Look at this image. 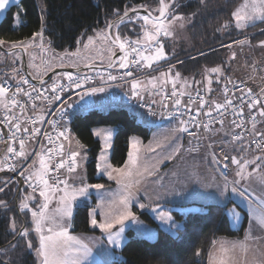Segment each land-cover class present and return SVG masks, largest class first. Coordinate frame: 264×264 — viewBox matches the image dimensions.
I'll return each instance as SVG.
<instances>
[{"label":"trees","instance_id":"trees-1","mask_svg":"<svg viewBox=\"0 0 264 264\" xmlns=\"http://www.w3.org/2000/svg\"><path fill=\"white\" fill-rule=\"evenodd\" d=\"M243 1L166 0V3H170L167 19L172 20L174 16L182 17L180 20L187 25L186 33L190 43L189 49L176 52L177 55L174 60L177 65L174 73L179 72L180 80L182 81L187 78L198 81L199 85L194 86L188 93L202 92L207 99L215 102V105L220 103L221 90L229 83H243L248 85L253 92L259 93L254 85L245 82L246 67L244 64L251 65L255 57L257 59L262 58L261 54L264 51L256 53L253 50L258 47L257 44L264 41V22L254 23V25L244 31L238 29L235 26L232 14L238 6L242 5ZM137 8H143L156 16L158 11L155 12V9H158V2L157 0H20L18 7L10 6L0 20V39L6 41L1 46L5 50H11L13 48L7 49L6 47H12L13 42L27 41L36 36L37 33H42V38L41 36L40 38L43 46L49 47L57 53L71 52L76 49L79 43L82 44L84 42H80L79 38L86 40L92 37L96 31L106 32L107 26L122 16L125 10L129 12ZM117 33L122 39L126 38L130 41L139 39L142 33L140 21L133 18L126 19L112 28L111 34L113 38ZM162 38L161 36L160 39ZM240 41H243L244 47L240 50L239 55V50L236 54L232 52V47L235 46L234 44L240 43ZM162 42L165 43L164 39ZM114 51H116L115 48ZM234 55L235 57L231 58ZM212 68H220L221 71L220 73L210 72L209 80L214 81V83L212 82V85L209 86L210 88H207L203 86L202 71ZM15 69L18 70H15L17 74L7 78L13 82L24 76L21 64L15 66ZM247 69L249 70V68ZM124 70L134 72V67L122 69L116 63L109 71L95 70L81 74L94 72L109 74ZM142 70L144 73V67H142ZM219 74L223 77L221 78ZM65 75V78L75 76ZM140 75L141 72H134L132 77ZM15 76L16 78H14ZM32 77L36 80L39 79L33 75ZM236 77L238 79H235ZM127 79L117 82L101 81L92 87L103 84L119 85ZM260 105L259 93L258 103L252 108H246L243 111L244 114L248 115L256 113L257 120L255 124L260 117L259 111L260 109L262 110ZM38 108L41 107L36 105L27 114L23 115L21 120L23 125L25 116L36 117L35 111ZM8 117L11 118L12 116L8 114ZM95 127L116 129L110 157V164L115 168H121L124 165L130 138L135 136L143 142H147L150 138L151 130L137 124L135 117L128 110L121 108L113 109L107 113L95 111L85 114H74L69 117L65 127L66 131H70V138L67 141L73 140L76 143L78 141L80 145H83L88 157L86 164L88 183L109 186L111 183H108L106 179L96 177V157L100 151V144L93 137L92 131ZM256 127L257 125L251 127L252 135L264 139V136L256 131ZM233 129L234 127L226 122L214 132L215 134L230 133L232 141L240 142L248 139L250 142L249 138H245L246 136H243L241 140H233ZM32 143L34 142L26 144V147ZM43 145L46 150L48 147L45 140H43ZM4 151L3 148L1 152ZM256 152L264 153V150H256ZM16 174L20 175V172H17V167ZM26 176L25 172L24 176L20 175V177ZM17 179L19 178L17 177L13 180L5 170L0 173V189H3L0 191V201L3 202V204H0V264H36L37 242L31 231L28 219L24 216L25 213L19 211L17 205L23 192L36 196L39 191L33 192L32 187V191L26 189L23 183L21 184V191H18L19 180ZM191 205L202 206L199 204H188V206ZM93 206L94 199L92 198V202L89 205H77L72 209L71 234H97L96 231L90 230L89 227V210H92ZM203 208H205L203 213L184 215L174 212L175 220L181 224L175 235L161 230L147 213H141L133 209V214L137 216V219L139 218L140 221L157 230L156 239L153 242H149L135 238L133 231L129 230L126 233V243L120 251L121 261L116 260L108 264H207L210 250L216 240L220 238L240 240L243 238L246 218H244L240 229L232 230L225 214L226 207L211 204ZM13 222L15 223V231L12 230ZM25 229L28 230L27 237L20 234ZM29 241L32 243V248L28 247Z\"/></svg>","mask_w":264,"mask_h":264},{"label":"rangeland","instance_id":"rangeland-1","mask_svg":"<svg viewBox=\"0 0 264 264\" xmlns=\"http://www.w3.org/2000/svg\"><path fill=\"white\" fill-rule=\"evenodd\" d=\"M19 3L20 0H10V3L6 6V9L3 12H0V20L3 18L6 10L10 6L14 5L18 7ZM246 3L249 5L247 11H251L253 0L243 1L242 5L238 6L234 11L241 8ZM256 3L259 4L260 0H256ZM156 11L157 9H155V12ZM137 17L138 15H134L130 18L136 20ZM139 21L142 29L144 22L142 20ZM167 21L171 20L166 19V22ZM234 22L236 26L235 19ZM259 22L261 21H255V23ZM252 25H254V23H249L248 26L238 29L244 31ZM186 28L187 25L184 21L180 19L175 20L170 28L171 35L168 37L162 36L163 38L160 39L167 58L153 64L151 68L144 67L145 73H151L152 77H149L150 80L157 78L156 87H173L171 82H163L165 78L161 74L169 73V70H171L170 75L174 77V71L177 65L176 61L174 60L175 56L177 55L176 52L179 50H187L190 47ZM105 36L106 32L96 31L91 38V44H89V38L86 40L79 38L80 42H84L82 44L79 43L76 49L71 52L65 51L63 53H57L49 47L43 46L39 35L35 36V40L31 38L27 41H24L25 45L19 48L25 50L26 52V63L29 72L34 77L38 78V75L43 73L46 76L52 70L57 68L77 69L74 67L76 64L87 61L91 64H106L109 56H111L110 52L108 51L111 45H109L110 43L108 39H104ZM142 37L143 29L139 39ZM163 39L165 43L162 42ZM85 45H87V47H85ZM234 45L235 46L232 47V52L237 54V51L239 50L240 55V50H242L241 45L244 44L241 43L239 45V43H237ZM6 48L10 49L12 47ZM111 49L114 52V48L111 47ZM72 53H75V55H71ZM145 54L150 55L151 53L146 52ZM234 57L235 55L231 58ZM21 59L22 55L19 52L6 55L0 51V82L5 78H10V76L13 74H17L15 70H18L15 69V66L21 64ZM117 61H119V59ZM262 75L264 76V71L262 72ZM65 76V74H55L45 86H49L53 82L57 81V79L61 77L64 78ZM245 82L250 83L249 81ZM139 90H141V88ZM145 100L148 101L147 98H145ZM261 102L262 106L264 107V93L263 98L260 97V103ZM125 109L135 117L137 124L151 130L150 138L147 142H143L135 136L130 138L127 158L124 165L129 160L130 152L139 157L135 168L132 169L133 175L121 177L118 173L112 172V175L115 178L110 180L108 178L107 172H111L112 169L105 168V165L110 164L111 151L116 129L111 127H95L93 129V137L100 144V151L96 157V177L99 178L101 175H103L102 177L108 180V182H116L117 185L113 188H101L99 190L93 188L91 190L92 193L97 194L94 196L97 200H100V196H103L104 199L107 200V204L109 206L108 207L106 204L103 205L101 202H99L95 211L89 210V227L90 230L96 231L97 234L75 235L70 233L71 226L68 228L70 235L77 237L90 249V255L87 257L84 264H108L116 260L121 261L120 251L126 243V233L129 230L133 231L135 238L147 240L149 242H153L156 239L157 230L154 227H151L140 221L139 218L137 219V216H135L136 222L127 221L125 223L123 226L124 231L119 237L118 244L110 243L107 233L102 232L99 227H93L91 225V220L93 218H95L99 224L103 223L109 218V213L114 215L118 210L113 211L112 208L117 204L120 208L119 201L125 196H128L129 198V207L131 211V208L138 204L137 207L139 210H141V213H147L161 230L172 235H175L176 230L181 227V224L176 221L173 216L174 212L183 213L184 215L203 213L205 212V208L203 207L207 204H219L220 206L226 207L225 214L227 216L230 229H240L244 222V218H246L244 236L240 240L226 238H220L216 240V243L214 242L207 258V264H219L220 261H224L225 264H264V227H261L259 223V221L264 220V153H258L252 147L247 148L243 153L246 155V157L250 156L253 158L246 161L243 159L240 160V158H238L240 154L236 150L235 152L230 153L229 164L231 166L227 167V163H225V161L222 159L223 156H220L217 153L219 145L215 142L214 138L207 141L202 135L189 136L193 130L185 123L181 124V122L178 121L156 122L147 119L140 112L132 111L128 108ZM109 111H111L109 108H105L100 112L107 113ZM259 112H261V109ZM181 127H187L188 131H178V129ZM97 132H100L101 134L96 135ZM108 132L111 133V138L108 141L111 146L106 149L104 136L105 133ZM211 134H213L214 137L219 135L215 134V132ZM183 138H186L185 143L183 142ZM134 142H138L135 144V147L133 146ZM73 146V151H78L80 155L77 156V162L79 166L74 172L77 178L70 181L73 186L70 188L69 192H71L72 189H78L84 184H89L86 176V164L88 161L87 153L84 148L79 147L76 149V144H73ZM137 149H139V152H137ZM102 153L105 156L104 160H101ZM184 154L192 157V161L196 162V165L199 166V168L196 167L190 170L191 175H196L200 173L201 170H208L209 173L212 174L211 172L214 169L213 172L226 182L224 183L212 175V178L217 180L219 187L224 189V198L211 197L203 194L198 195L199 190L194 185V190L190 188L183 190L189 194H195L194 196H190L185 203L195 202L204 204L202 205L203 207L198 205H186L183 208H178L172 205L174 204V200L171 198H166L168 188L165 186V175H168L170 171L179 174L180 167L175 169L176 163L180 165V160L186 161L188 159V157H186ZM233 158L239 161V163H233ZM36 164L38 169V156L36 159ZM211 164H213L212 170ZM124 165L121 168H123ZM223 166H225L224 174H222L219 169V167L221 168ZM112 168L115 167L112 166ZM242 168V175H237V173L240 172ZM0 172L2 173L3 171ZM118 180L120 181L119 183ZM136 183L138 185H135ZM233 189H235V191H233ZM92 193L88 192V195L86 194L85 196H78L73 203L72 209L77 205L84 206L88 200V196H93ZM129 193H131L130 196L128 195ZM61 195H63V193H57L55 198L52 199L48 210L49 216L56 215V208L58 206L57 202ZM27 197L33 198L26 199ZM22 201L26 202L29 205V208L34 211H39L40 205L44 202L43 198L39 194L35 196L31 193L23 192L20 195L19 203L17 205L19 211H21L20 203ZM140 203L145 205V207L141 208ZM229 203L231 204L227 206ZM88 204H90V202H88ZM153 209H155V211H153ZM21 212L25 213L24 216H26L28 219V222L31 226V231L37 242L38 249L39 238L38 234L33 230L34 223L31 212L27 209ZM160 213H165L171 216V221L168 223L162 222L159 217ZM48 223L50 224V221ZM63 224L71 225V219L69 220L68 218H65L63 220ZM120 227V225H116L112 229V232L116 233L119 231ZM44 234H48L46 229ZM35 255L37 259L36 264H41V258L38 256L37 251Z\"/></svg>","mask_w":264,"mask_h":264},{"label":"snow or ice","instance_id":"snow-or-ice-1","mask_svg":"<svg viewBox=\"0 0 264 264\" xmlns=\"http://www.w3.org/2000/svg\"><path fill=\"white\" fill-rule=\"evenodd\" d=\"M10 3V0H0V12H3L6 9V6ZM170 8V3H166V0H160V7L157 9L159 12V16L153 17L151 12H149L147 15L144 16H138L137 19L142 20L144 23L142 25L143 29V37L141 39H137L135 41H130L128 39H122L119 33L115 35L114 38L111 39L110 43L112 45H115L118 47L119 51L123 53L122 56H120L119 61H111L109 66L113 67L116 65V63L119 64V67L122 69H129L131 66H138V67H147L151 68L153 64L157 63L158 61L166 59V53L164 51L163 44L160 41V37H168L171 35V25L175 20L182 19V17L174 16L171 21H167V16L169 15L168 9ZM249 8V5L246 3L241 8L237 9L233 12V18L236 21V27L237 28H243L248 26L249 23H255V21L260 20L264 22V0H260V3L257 4L256 0H253V3L251 5V11H247ZM133 12H136L137 9H132ZM128 16V11L125 10L124 17ZM121 22H123V17H121ZM150 26V27H149ZM112 25H109V28H111ZM227 27V25H225ZM36 35L41 36L42 33H37ZM104 39H108L107 36L104 37ZM33 40H35V36L33 37ZM6 43V41L0 39V45ZM92 43L91 38H89V44ZM240 43H243V41H240ZM264 43V42H262ZM25 42H13L12 48H19L21 46H24ZM87 47V45H85ZM230 47V46H229ZM111 55H115V52L112 51L111 47L108 49ZM146 52H150V55H146ZM71 55H75V53H72ZM130 57H134L131 58ZM212 73H220V68H212L210 70ZM171 70H169V73H162L161 75L165 78L164 83L171 82L173 85V91L171 95L173 97H177L174 100V105L178 108L181 105V99L180 96H183L184 93L180 92L179 94L176 91V83L180 78L179 72L175 73V76L170 75ZM126 76H132V71L128 70L125 72ZM69 80L72 79L71 76L68 77ZM108 79L115 80L117 79L116 76L109 75ZM156 80L157 78H153V80H150L148 83L152 85L153 88L156 87ZM24 84H27V80L22 81ZM142 81L134 80L132 82V94L134 96L138 95V89L141 88ZM211 83V80H209V84ZM76 87L79 88L81 85L79 83L76 84ZM33 90H35L33 88ZM210 90V89H209ZM24 90L22 88H17L16 92L20 93ZM53 91H55V87L53 88ZM97 91H103L102 88L100 89H92L90 93H85V95L88 94H95ZM9 92V89L4 87L3 85H0V103L4 104L5 109H8V103L6 102V97ZM26 95L31 98V93H25ZM83 99V96L81 97ZM54 99L59 100L60 97L56 96ZM258 101L253 100L252 104H249L248 107L252 108L254 104H256ZM189 103H196L194 100H189ZM206 101L201 97L199 101L200 108H203L205 106ZM232 102L229 100L227 101V104H231ZM11 104L13 107L17 106L19 102L15 99L11 101ZM167 106V105H165ZM35 107V105H34ZM224 105H216V110L219 111L221 108H223ZM10 110V109H8ZM21 111L23 112V108H21ZM191 111V109H189ZM199 114V113H197ZM206 115H211V111L207 112ZM261 116H264V110H261L260 112ZM14 117H8L5 116L4 120L7 121L8 124L12 123V120ZM195 119V117H193ZM42 123L43 121H32V123ZM220 123H223V121H218ZM54 123V122H53ZM235 123V121H234ZM181 124H184V121H181ZM16 131L11 134L10 139L15 142L17 140L16 133L21 131V125L20 123H16L14 125ZM207 127V125H205ZM253 127H255V118L253 117ZM24 132H28V128L23 129ZM178 131L186 132L188 131L187 127H181L178 129ZM40 129L34 128L31 131V136L28 137V139H32L33 137L39 135ZM100 132H97L96 135H100ZM46 135V138L49 140L50 143H53V138L50 135ZM63 137L65 140H68V136L66 134V131H61L58 133V138ZM111 138V133H105L104 139H105V148L107 149L111 145L108 143V141ZM242 137L236 136L234 139H241ZM70 142V141H69ZM138 142H134L133 146L135 147V144ZM77 144L79 147L83 148V145H80L77 141ZM64 151V144L61 143L53 148H47L44 149V146L41 145V152L37 153L39 159V168L34 169L28 176L25 177V179L29 182V186L32 187L33 192L39 191V195L43 198L44 202L40 205L39 211H34L31 208H29V205L22 201L20 203V209L21 211H24L27 209L31 212V216L34 223V231L38 234L39 238V248L36 249L38 256L41 258V264H84L87 257L90 255V249L87 247V245L83 244L77 237L70 235L68 228L71 226L70 224H63V220L65 218L71 219L72 216V206L74 201L77 199L78 196H85L88 193V190L90 188H95L97 190L103 188V185L101 184H84L78 189H72L71 192H69V185L68 181L66 179H60L59 176H55L54 173H58L61 169L65 168L67 165V171L69 173L75 172L77 167L79 166L77 162V156L80 155L78 151H73L69 155V161L64 160L61 158L59 162L52 164L53 160V154L56 156H63ZM7 152L13 154L16 157L26 158L27 152H26V140L24 138L19 139V150L15 147H13L11 144H9L7 148ZM137 152H139V149H137ZM7 159V157H5ZM105 156L102 153L101 160H104ZM139 157L137 155H134L132 152L129 153V160L124 165L123 168H112L110 164H106L105 168H111V172H107L108 178L114 179L115 177L112 175V172L118 173L121 177H128L133 175L132 169L135 168L137 160ZM233 163H239L235 158L232 159ZM36 162L33 161V164ZM247 163V162H246ZM31 167V165H30ZM3 166H0V171H3ZM11 170H15L12 168ZM24 171H27L25 169ZM24 171L20 172L21 176H24ZM243 168L240 172L237 173V175H242ZM33 178H35V182L33 183ZM50 179L52 182L50 183ZM120 181L118 180V183ZM60 185H64L63 188L60 187ZM3 189H0L2 191ZM235 191V189H233ZM57 193H63L59 197L58 200V206L56 208V215L55 216H49L48 210L49 205L52 202V199L55 198ZM129 196L131 193L128 194ZM33 197H27L26 199H32ZM129 198L128 196H125L119 201L120 209L113 215L109 213V218L106 219L103 223H97V220L93 218L91 220V225L93 227H99L102 232H105L108 234V240L110 243L118 244L119 243V237L124 231V225L127 221L136 222V217L133 214V212L130 210L129 207ZM0 204H3L2 201H0ZM141 208H144L145 205L140 204ZM155 211V209H153ZM159 217L162 222L168 223L171 221V216L160 213ZM50 221V224L48 223ZM261 227H264V220L259 221ZM120 225L119 231L116 233L112 232V229L116 226ZM45 229L47 231V235L44 234ZM12 230L15 231V223L12 224ZM21 235L27 237L28 236V230L25 229L21 233ZM28 247L32 248L31 241L28 242ZM219 264H225L224 261H220Z\"/></svg>","mask_w":264,"mask_h":264},{"label":"built area","instance_id":"built-area-1","mask_svg":"<svg viewBox=\"0 0 264 264\" xmlns=\"http://www.w3.org/2000/svg\"><path fill=\"white\" fill-rule=\"evenodd\" d=\"M134 58V57H131ZM134 72L143 74L142 67L133 66ZM124 70L121 72L114 73H102L94 72L88 74H80L71 76L72 79L69 80L68 77L64 78L57 86H55V91L53 89L46 90L42 86H34V84L29 81L25 76H22L18 81L13 82L7 78L1 80L0 85L9 89L6 100L9 107L12 108V120L11 124H8L4 120L5 116H8V112L4 111L0 113V126L3 128V132L0 133V152L4 148V170L9 174L12 179L19 178V183H23L26 186V189L31 190L29 182L25 177H20L16 174L17 160L21 157H16L11 153L7 152L9 144L19 150V139L24 138L26 144L35 142L37 140H45L48 148L56 147L57 145L64 143L65 140L63 137L58 138V133L61 131H66L65 127L70 116L74 114H85L91 112H100L105 108L111 110L121 108H128L130 110L141 112L147 119L162 122V121H184V123L189 126L193 131L191 135H202L207 141L212 140L213 136L211 133L219 128H221L224 123L228 122L234 127L233 140L236 136H246L245 138L250 139L251 146L258 151L264 150V139L258 136H253L251 133V127L253 126V117L255 122L257 120L256 113L252 115L244 114V109L248 108L249 104H252L253 100L258 101V92H253L250 87L243 83H229L221 90V101L219 105H224L219 111L216 110L215 102L207 99L206 95L202 92L195 91L192 93H184L183 96H180L181 105L177 108L174 105V100L177 97L171 95L173 87H159L150 90L149 92H143L142 90H137L138 95L134 96L132 92L128 95L122 96H111L106 95L100 99H87L81 102H71V97L77 95L81 90L88 87L94 86L101 81L117 82L122 81L132 76H126ZM132 72V73H134ZM109 75L116 76L117 79L110 80L108 79ZM27 80L28 83L24 84L22 81ZM79 83L81 87L77 88L76 84ZM22 88L24 91L17 93V88ZM33 88L35 90H33ZM179 94L181 91L176 89ZM25 93H31V98ZM59 96L60 99H54V97ZM201 97L206 101L205 106L200 108L199 101ZM148 98V101L145 100ZM15 99L19 104L15 107L12 106L11 101ZM194 100L196 103H189V100ZM232 103L229 105L227 101ZM68 101L70 104H65L64 102ZM258 103V102H257ZM256 103V104H257ZM254 104V105H256ZM34 105H40L45 111V115L51 119V124L49 129H42L39 135L28 139L31 136V131L34 128H38V122L32 123L36 120V117H27L24 118V125L21 120L23 115L27 114L28 111L34 107ZM167 105V106H165ZM55 106V109L51 110L50 108ZM23 108V112L21 111ZM191 109V111H189ZM211 111V115H206L207 112ZM199 113V114H197ZM195 117V119H193ZM218 121H223L220 123ZM235 121V123H234ZM54 122V123H53ZM20 123L21 131L16 133L17 140L13 142L10 137L13 132L16 131L14 125ZM207 125V127H205ZM28 128V132H24V128ZM39 129V128H38ZM50 135L53 138V143H50L46 138V135ZM68 139L70 138V131H66ZM209 144V142H208ZM210 145V144H209ZM261 147L262 150H259L258 147ZM195 150V149H193ZM69 153L63 154L62 157L56 156L53 154L52 164L59 162L61 158L66 161H69ZM7 157V159H5ZM14 168L15 170H11ZM222 174L225 173V166L219 167ZM67 171V165L65 168L61 169L58 173H54L55 176H59L60 179H64V173ZM50 182L52 180L50 179ZM32 191V190H31Z\"/></svg>","mask_w":264,"mask_h":264},{"label":"crops","instance_id":"crops-1","mask_svg":"<svg viewBox=\"0 0 264 264\" xmlns=\"http://www.w3.org/2000/svg\"><path fill=\"white\" fill-rule=\"evenodd\" d=\"M245 1V0H244ZM234 21V19H233ZM235 23V22H234ZM95 34V33H94ZM93 37V36H92ZM90 37V38H92ZM264 42V41H263ZM241 43H239L240 45ZM263 44V45H262ZM111 45V44H109ZM258 47L254 48V52L256 53H260L262 51H264V43H259L257 44ZM112 47V45H111ZM243 45H241V49H243ZM240 48V47H239ZM237 50V49H236ZM115 52V51H114ZM262 58H254V60L252 61V64L248 65L247 63L244 64V66L246 67L245 69V76L244 79L246 81H249L252 85L255 86V88L259 91L260 93V97L263 98V93H264V76L262 75V72L264 71V52L261 54ZM113 55L109 56V59L107 61L106 64H102L103 65H108V63L110 62L111 58ZM104 58V57H103ZM93 64H98V63H92ZM87 65H91V63L87 62H83V63H79L76 64L74 67L78 68V67H83V66H87ZM100 65V64H98ZM249 68V70L247 69ZM210 71H202V79H203V86L205 87H209L210 85H212L211 83L214 81H211V83L209 84V79H210ZM45 75L42 73L41 75H38V78L41 79L42 77H44ZM175 76V75H174ZM219 76L222 78L223 76H221V74H219ZM149 77L151 76V73H143L140 76L137 77H131L129 79H127L126 81L121 82L119 85L117 84H103V85H98L95 87H89L87 89H83L81 90L77 95H75L74 97H71V102H75V101H84L87 99H100L102 97H104L105 95H117V96H122V95H128L130 94V92H132V82L134 80H139L142 81V85H141V90L143 92H149L150 90L154 89L152 87L151 84H149L148 82L150 81ZM227 77V76H226ZM16 78V76L14 77ZM65 78V77H64ZM63 77L57 79V81L53 82L52 84H50L49 86H43L46 90H51L53 89L55 86H57L62 80H64ZM232 78V77H230ZM235 79H238V77H236ZM198 81H193L192 79L187 78L185 81L178 80V84L177 88L184 93H188L191 91V89L194 86L199 85ZM168 87V86H167ZM102 88L103 91H97L95 94H88L85 95V93H90L92 89H100ZM155 88H159V87H155ZM210 88V87H209ZM140 90V91H141ZM83 96V99L81 98ZM148 99V98H147ZM7 102V100H6ZM8 103V102H7ZM65 104H70L68 103V101L64 102ZM262 110H264V107L262 106V102L260 103ZM40 106V105H39ZM10 109V110H8ZM8 109H5L4 104L0 103V113L7 111L9 116H12V108L9 107L8 105ZM51 110L55 109V106L50 108ZM45 111H43V107L38 108L35 111V116L37 121L42 120L43 122L40 123L38 122V128L40 129V131H42V129H49V126L51 124V119H49L45 113ZM139 112V111H138ZM141 113V112H140ZM145 117V116H144ZM256 127V131H258V133L262 134L264 136V117H259L258 118V122L255 124ZM254 130V129H253ZM3 132V129L0 127V133ZM213 135V134H212ZM231 134L230 133H226V132H222L221 134H219L218 136L216 135L213 138L215 140V142L219 145L218 149H217V153L220 156H223V161H225V163H227V167H230L231 165L229 164V156L230 153L235 152L236 150L239 152L240 156L238 158H240V160H248L251 159L253 157H246V155L243 153L245 152V149L250 148V142L248 141V139L242 140L240 142H236V141H232L231 139ZM190 136V134H189ZM185 139L183 138V142L185 143ZM236 142V143H234ZM73 144H76L77 147L76 149L79 148V145L75 142V141H67L64 144V151L65 153H71L73 152ZM41 145H43V140H37L36 142L32 143L30 146L26 147V152L28 153L26 158H21L18 162H17V172H21L24 171L25 169H27V171H24L25 174L28 176L34 169H37V164H33V161L36 162L37 159V153L41 152ZM44 146V145H43ZM4 154L5 152H1L0 153V166H3L4 168V164H3V158H4ZM186 157H188V159L186 161H181L180 160V165L178 163H176V168L180 167V172L179 174L173 173L172 171H170V173L168 175H165V186H167V197L166 198H171L172 200H174V207H184L188 204H199V203H185L187 201V199H189L190 196H194L195 194H189L185 191H183L186 188H190L192 190H194V185L197 187V189L199 190L198 195H206V196H213V197H217V198H224V189L220 188L217 180L212 178V175L219 179L220 181H223L224 183H226L224 180H222L221 178H219L214 172H213V164H211V170H212V174L209 173L208 170H201L200 173L196 174V175H191L190 174V170L194 169V168H199L198 165H196V162L192 161V157L184 154ZM227 158V159H226ZM31 165V167H30ZM4 171V170H3ZM97 171V170H96ZM1 173V172H0ZM103 175H101L99 178H103ZM76 174L74 172L69 173V172H65L64 173V179H66L69 183V190L70 188L73 186L72 183H70V181L76 179ZM105 179V178H103ZM6 180V179H3ZM108 181V180H107ZM9 182V181H8ZM33 182H35V178H33ZM50 182V181H49ZM111 183L109 184V186H104L103 188H113L114 186H116V182H108ZM135 185H138L137 183ZM134 185V186H135ZM64 185H62L61 188H63ZM93 188H90L88 190L89 193H92L91 190ZM222 190V191H221ZM93 196H88V200L86 202L87 205L88 202H92L91 198L94 199V206H93V211H95L97 204L99 202H101V204H107V200L104 199L103 196H100V200H97L94 196L97 195L96 193H92ZM88 195V194H87ZM184 203V204H182ZM141 204V203H140ZM170 204V203H169ZM199 205H204V204H199ZM207 205H211V204H207ZM219 205V204H217ZM138 204L133 206V209L137 210L138 212H140L141 210L138 209ZM206 206V205H204ZM109 207V206H108ZM119 206L114 205V207L112 208L113 211L119 210ZM111 210V209H110ZM100 214V213H99ZM183 214V213H182ZM101 215V214H100ZM99 215V217H100ZM216 243V242H215ZM212 249V248H211ZM211 251V250H210ZM101 263V262H98Z\"/></svg>","mask_w":264,"mask_h":264},{"label":"water","instance_id":"water-1","mask_svg":"<svg viewBox=\"0 0 264 264\" xmlns=\"http://www.w3.org/2000/svg\"><path fill=\"white\" fill-rule=\"evenodd\" d=\"M158 2V8L160 7V0H157ZM149 12L146 11L143 8H137L136 12H133L132 10H130L128 12V16L124 17V14L120 17H118L117 19H115L114 21H112L110 24L112 25L111 28H109V25L106 28V36L108 37V41L110 43L111 39L113 38L112 34H111V30L114 26H116L117 24L121 23V17H123V21H125L126 19L134 16V15H138V16H144L147 15ZM153 17H157L159 16V12L157 13L156 16L152 15ZM111 44V43H110ZM112 45V44H111ZM112 47H114L116 49L115 55L112 56L111 61H117L120 56L123 55V53H121L118 49L117 46L112 45ZM0 51H2L3 53H5L6 55H10L12 53L15 52H19L22 55V59H21V70L24 74V76L31 81L34 85L37 86H44L46 85L49 80L55 75V74H69V75H78L80 73L86 72V71H95V70H103V71H109L111 70L113 67H110L109 64L105 65V66H101V65H87V66H83L77 69H70V68H57L52 70L50 73H48L44 78L36 80L32 77L31 73L29 72V69L27 67V63H26V52L25 50L21 49V48H15V49H11V50H5L1 45H0ZM22 189V185L21 182L18 184V191H21Z\"/></svg>","mask_w":264,"mask_h":264},{"label":"bare ground","instance_id":"bare-ground-1","mask_svg":"<svg viewBox=\"0 0 264 264\" xmlns=\"http://www.w3.org/2000/svg\"><path fill=\"white\" fill-rule=\"evenodd\" d=\"M258 149H259V150H262L260 146L258 147Z\"/></svg>","mask_w":264,"mask_h":264},{"label":"clouds","instance_id":"clouds-1","mask_svg":"<svg viewBox=\"0 0 264 264\" xmlns=\"http://www.w3.org/2000/svg\"><path fill=\"white\" fill-rule=\"evenodd\" d=\"M42 56V55H41ZM145 73V72H144ZM81 74V73H80ZM39 80V79H38ZM5 152V151H4Z\"/></svg>","mask_w":264,"mask_h":264}]
</instances>
